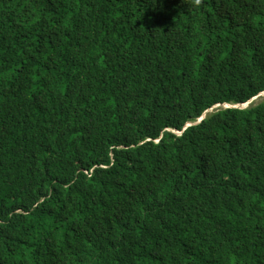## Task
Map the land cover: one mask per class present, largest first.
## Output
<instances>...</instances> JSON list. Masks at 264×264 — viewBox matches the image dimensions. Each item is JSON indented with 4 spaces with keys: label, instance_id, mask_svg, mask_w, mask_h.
Wrapping results in <instances>:
<instances>
[{
    "label": "trees",
    "instance_id": "obj_1",
    "mask_svg": "<svg viewBox=\"0 0 264 264\" xmlns=\"http://www.w3.org/2000/svg\"><path fill=\"white\" fill-rule=\"evenodd\" d=\"M262 94L264 0H0V264H264Z\"/></svg>",
    "mask_w": 264,
    "mask_h": 264
},
{
    "label": "water",
    "instance_id": "obj_2",
    "mask_svg": "<svg viewBox=\"0 0 264 264\" xmlns=\"http://www.w3.org/2000/svg\"><path fill=\"white\" fill-rule=\"evenodd\" d=\"M264 96V94H262V95H260L258 98H256V99H254L253 101H251L248 105H246V106H252V104L254 103V102H256L259 98H262ZM221 105H219L218 107H220ZM215 109V108H214ZM213 109V110H214ZM213 110H211V111H208L204 116H203V118H201V119H199V121L198 122H200L201 120H205L206 118H207V115H208V113H210V112H212ZM188 125H191V124H188Z\"/></svg>",
    "mask_w": 264,
    "mask_h": 264
},
{
    "label": "rangeland",
    "instance_id": "obj_3",
    "mask_svg": "<svg viewBox=\"0 0 264 264\" xmlns=\"http://www.w3.org/2000/svg\"><path fill=\"white\" fill-rule=\"evenodd\" d=\"M264 101V96L262 98H259L256 102H254L252 105H257L259 103H262ZM252 106H243V109H249L251 108ZM242 108V107H241Z\"/></svg>",
    "mask_w": 264,
    "mask_h": 264
},
{
    "label": "clouds",
    "instance_id": "obj_4",
    "mask_svg": "<svg viewBox=\"0 0 264 264\" xmlns=\"http://www.w3.org/2000/svg\"><path fill=\"white\" fill-rule=\"evenodd\" d=\"M225 106H226V107H231L230 105H225ZM220 107H221V106H220ZM241 107L243 108V106H241ZM241 107H240V108H241ZM238 108H239V107H238ZM213 111H214V110H213Z\"/></svg>",
    "mask_w": 264,
    "mask_h": 264
}]
</instances>
